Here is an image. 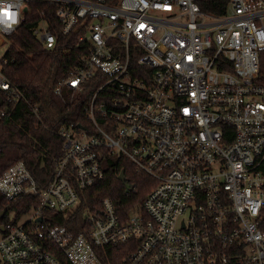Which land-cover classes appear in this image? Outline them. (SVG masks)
<instances>
[{"label":"built area","instance_id":"built-area-1","mask_svg":"<svg viewBox=\"0 0 264 264\" xmlns=\"http://www.w3.org/2000/svg\"><path fill=\"white\" fill-rule=\"evenodd\" d=\"M200 2L0 0L6 104L27 94L4 67L30 3L54 7V23L32 29L44 49L63 40L82 47L53 94L71 101L96 84L83 107L93 133L58 130L63 154L44 188L22 161L0 174L5 201L38 202L3 226L0 264H105L119 246L129 250L122 264H264V0H224L220 14ZM101 149L154 180L141 207L122 220L104 198L78 233L45 220L44 212H72L81 190L102 178Z\"/></svg>","mask_w":264,"mask_h":264},{"label":"trees","instance_id":"trees-1","mask_svg":"<svg viewBox=\"0 0 264 264\" xmlns=\"http://www.w3.org/2000/svg\"><path fill=\"white\" fill-rule=\"evenodd\" d=\"M200 5L206 12L220 14L224 0H201ZM41 19L54 23V7L30 3L23 22L10 36L11 46L4 74L13 85L26 90L25 100L13 105L6 104L0 91V112H4L0 117V174L12 164L22 161L40 189L50 181L54 163L63 154L64 140L58 135V130L72 125L74 129L83 126L86 130L90 129V134L93 133L85 119L83 107L96 89V84L90 80L86 90L74 94L71 101L67 94L61 98L53 94L56 84L67 77L72 68L80 65L82 47L71 49L63 40L52 51L44 49L32 35V29ZM258 79L264 82V53L261 55ZM99 161L103 176L94 185L81 190L79 206L66 215L44 212L45 220L67 226L78 233L84 227V214L99 208L104 198L114 202L122 220L141 207L155 185L154 180L145 173L136 172L126 157L110 154L107 149L100 150ZM121 171H124V182L119 180ZM7 205L10 208L0 217V228L8 222H19L37 207L38 202L35 196L7 202L0 195V212ZM128 251L122 246L108 248L103 261L105 264H122Z\"/></svg>","mask_w":264,"mask_h":264},{"label":"water","instance_id":"water-1","mask_svg":"<svg viewBox=\"0 0 264 264\" xmlns=\"http://www.w3.org/2000/svg\"><path fill=\"white\" fill-rule=\"evenodd\" d=\"M27 10V8H24L23 9V12L25 13ZM119 180H121L122 182H124L126 179L124 177V171H121L120 174H119ZM10 206L7 205L1 212H0V217H2L3 215H5L7 213V211L9 210ZM41 220V219H39ZM3 227L0 228L1 231H3Z\"/></svg>","mask_w":264,"mask_h":264},{"label":"rangeland","instance_id":"rangeland-1","mask_svg":"<svg viewBox=\"0 0 264 264\" xmlns=\"http://www.w3.org/2000/svg\"><path fill=\"white\" fill-rule=\"evenodd\" d=\"M7 49H8V43H3L0 45V58L4 55Z\"/></svg>","mask_w":264,"mask_h":264},{"label":"snow or ice","instance_id":"snow-or-ice-1","mask_svg":"<svg viewBox=\"0 0 264 264\" xmlns=\"http://www.w3.org/2000/svg\"><path fill=\"white\" fill-rule=\"evenodd\" d=\"M7 14V13H6Z\"/></svg>","mask_w":264,"mask_h":264}]
</instances>
